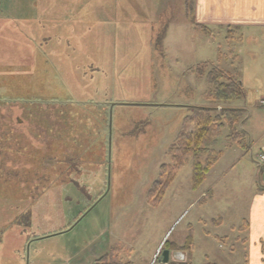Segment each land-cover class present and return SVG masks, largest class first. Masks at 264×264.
<instances>
[{
    "label": "rangeland",
    "instance_id": "rangeland-1",
    "mask_svg": "<svg viewBox=\"0 0 264 264\" xmlns=\"http://www.w3.org/2000/svg\"><path fill=\"white\" fill-rule=\"evenodd\" d=\"M108 1H95L84 23L64 25L42 13L41 0H0V264H92L104 254L161 264L166 244L180 248L189 232L187 264L237 259L226 252L237 234L230 226L264 181L256 164L264 43L255 40L264 31L241 40L227 27L204 32L184 0ZM44 30L60 38L41 40ZM213 67L242 81V99L206 98ZM229 103L246 107L245 149L231 147L224 126L219 157L193 189L192 156L178 148L179 134L193 130L186 116ZM202 230L228 240L217 250Z\"/></svg>",
    "mask_w": 264,
    "mask_h": 264
},
{
    "label": "trees",
    "instance_id": "trees-1",
    "mask_svg": "<svg viewBox=\"0 0 264 264\" xmlns=\"http://www.w3.org/2000/svg\"><path fill=\"white\" fill-rule=\"evenodd\" d=\"M97 0H41L39 5L42 7L43 14H48L50 12L55 14L56 22H64V25L73 24L74 21L78 23H84V17L93 12V5ZM104 0H99V3H102ZM108 1V0H107ZM38 2V1H37ZM36 2V4H37ZM111 0L108 1V4ZM114 3V2H113ZM111 2V4H113ZM113 7V5H112ZM115 7V6H114ZM194 9V0H184V12L190 22L195 26H199L201 30L204 32L207 31L206 26L195 23L193 16ZM56 10L62 11V16L68 14L69 17L62 18L60 15L56 13ZM80 17V19H79ZM29 18L28 20H30ZM60 19H63L59 21ZM65 19V20H64ZM76 24V23H74ZM22 28V26H21ZM82 34L79 36L83 38L81 40H85L84 36H87V27L83 29ZM44 35L41 37V40L50 41L51 39H59L60 36L56 33V31L51 32L44 30ZM1 32V30H0ZM48 32V33H47ZM53 33L52 35H50ZM67 40H71L69 36H66ZM77 39V38H75ZM77 45H86V42L78 41ZM195 72L199 75L202 74V67L200 65H196ZM213 71H209V81L208 88L206 91V98L211 101L225 102L229 100H237L242 99L244 97V91L242 85L237 77L230 75L227 71L213 67ZM193 72V70H192ZM216 73V76L223 77L225 81H217V77L213 75ZM220 82V83H219ZM214 107L209 106H199L193 108V112L190 113L187 118H192L193 130L189 132H181L178 136V148L183 152L190 154L192 156V172H191V187L197 188L205 178V174L209 170V168L214 164V162L219 157V151L214 150V146L217 141V136L220 134L221 129L227 127L228 132L226 134L225 139L231 143H235L237 146L241 148H245V134L244 132L237 128V124H240L243 118V109L241 108H231V107H222L223 109L219 112V114L212 115L211 110ZM191 121V120H190ZM205 156V159L200 160L201 156ZM32 156V154H31ZM39 157H37L38 160ZM36 160V161H37ZM39 168V166H37ZM1 182V180H0ZM157 186V184H156ZM3 190L1 189L0 192ZM1 196V195H0ZM5 196V195H4ZM2 196V197H4ZM24 196V195H22ZM5 199V198H2ZM35 201V200H34ZM24 216H27L26 214ZM21 217V216H20ZM25 220V219H24ZM216 219H213V222ZM30 223L29 220H25ZM192 243V234L188 233L186 236L185 242L183 245L179 246L180 249H186ZM167 248L175 249L177 246L174 243H167ZM189 253V252H188ZM110 258V259H109ZM92 264H123L118 262L117 260H113L112 257H109L108 254H104L98 262H93Z\"/></svg>",
    "mask_w": 264,
    "mask_h": 264
},
{
    "label": "crops",
    "instance_id": "crops-1",
    "mask_svg": "<svg viewBox=\"0 0 264 264\" xmlns=\"http://www.w3.org/2000/svg\"><path fill=\"white\" fill-rule=\"evenodd\" d=\"M194 13L196 16L194 15ZM193 16H194V21L196 22L201 21L198 24L203 26L212 24L214 26H219L222 29L227 27L228 30H232L236 32L234 35L238 36V39L241 40L244 34L246 33L248 34L249 32H252L256 28H261L264 31V0H194ZM262 36L263 37H256L255 40H257L258 43L261 42L263 44L264 33L262 34ZM227 72L230 75L236 77L235 75L231 74L229 71ZM240 83L243 88V84L241 80ZM257 83L260 86L263 84L260 79L257 80ZM262 94H263L262 98L258 102H256V104L258 103V105L262 104L264 106V90ZM229 101H225V103ZM223 107L241 108L243 109V114L246 110V107L242 106L241 104L238 106H233L230 105L229 103V105H223ZM242 124L243 121L240 122L239 127L248 137L247 130L243 128ZM262 133L264 134V130L262 131ZM246 141H248V139ZM231 147L241 148L237 146L235 143H232ZM252 196L253 198L248 204L246 216L241 220L239 225L235 226L233 224L230 226L232 230H237L236 231L237 234H235L234 237L232 236L233 241L228 245L226 252L227 254H229L228 256H230L235 254L236 251H238L239 257L236 259L231 256L228 259L225 258L224 262H220V263L212 262L211 264H264V181L262 185L256 188V191H254ZM218 217H219V221L217 225L223 222V217L221 216ZM201 238H205L203 239L205 244L209 242L207 241L209 239L212 240V242L217 241L218 242L216 247L217 250H220L222 246L226 243V240H228L227 235L220 236L215 233H210L206 230H202ZM193 240H194L193 245L190 246L192 244L191 243L189 247L186 249H180L178 247L173 249L175 251H179L183 253L184 258L182 260L178 258L177 259L172 258L169 259L168 262L159 261V263L187 264L189 258L188 252L196 244L195 243L196 239L193 238ZM174 242L180 245V242L177 241ZM237 243H239V246H237L238 249L235 246L237 245ZM154 255L155 253L152 256ZM205 256L207 257V255ZM208 263L210 264V262Z\"/></svg>",
    "mask_w": 264,
    "mask_h": 264
},
{
    "label": "water",
    "instance_id": "water-1",
    "mask_svg": "<svg viewBox=\"0 0 264 264\" xmlns=\"http://www.w3.org/2000/svg\"><path fill=\"white\" fill-rule=\"evenodd\" d=\"M111 110V108H110ZM111 113V111H110ZM110 138V137H109ZM174 259H180L182 260L184 258V255L182 252H179V251H176V252H173L172 255H171ZM159 261H162V262H167L169 260V250L168 249H163L161 251V254L158 258Z\"/></svg>",
    "mask_w": 264,
    "mask_h": 264
},
{
    "label": "built area",
    "instance_id": "built-area-1",
    "mask_svg": "<svg viewBox=\"0 0 264 264\" xmlns=\"http://www.w3.org/2000/svg\"><path fill=\"white\" fill-rule=\"evenodd\" d=\"M257 166L264 167V144L262 145L261 153H259L256 161Z\"/></svg>",
    "mask_w": 264,
    "mask_h": 264
}]
</instances>
